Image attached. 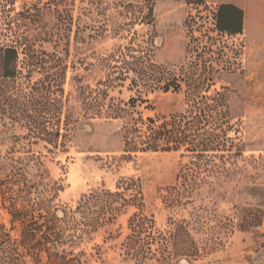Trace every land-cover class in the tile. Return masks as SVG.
Returning a JSON list of instances; mask_svg holds the SVG:
<instances>
[{"label": "trees", "instance_id": "trees-1", "mask_svg": "<svg viewBox=\"0 0 264 264\" xmlns=\"http://www.w3.org/2000/svg\"><path fill=\"white\" fill-rule=\"evenodd\" d=\"M158 1L164 0H119V3L137 7L138 20L150 25L155 20L154 7ZM3 3L0 0V14ZM203 4L199 0L198 5ZM210 15L212 29L205 28L208 17L200 14L187 20L190 42L186 47L187 60L179 69L158 65L150 50H136L132 46L111 56L116 62L113 74L100 85L110 88L116 81L129 80L140 94L137 99L116 103L108 99L106 88L100 87L91 92L95 95L80 92L87 112L96 109L107 119L123 121L122 151L128 154L125 158L137 153L182 152L188 161L180 166L174 186L167 188L164 203L175 213L192 206L191 218L178 221L171 217L167 229L156 228L153 219L143 213L142 183L135 178L121 179L115 192L101 190L82 197L74 210L64 209L59 217L50 208L60 189L40 156L31 152L22 158L7 156L0 164V172L6 174V180H0V196L9 203L11 223L21 226V244L35 263L41 264L45 256V264H82L66 248H73L99 229L112 225L128 207L140 210L129 220L131 235L123 246L124 256L134 264H179L183 260L192 264L206 251L222 245L223 237L232 228L247 230L262 225L258 208L234 203L226 215L216 208V201L211 207H198L195 203L203 189L218 194L217 185L229 186L239 181L241 170L237 161L244 152L241 143L229 135L231 131L238 134L234 120L240 99L232 81L243 75L242 65L237 62L240 51L221 38L242 36L245 14L235 4L225 3ZM196 31L201 35L196 36ZM23 54L22 60L19 47L0 46V117L8 125L25 130V138L31 144L42 142L54 149L64 148L70 133L69 115L64 114L66 67L52 72L27 44ZM41 70L42 77L34 79L33 75ZM219 83L221 88H215ZM156 91H184L187 108L174 115L143 118L135 110L136 104L146 102L143 94ZM105 100L106 107L102 104ZM195 233L205 236V245ZM0 241V247L3 241L6 244L0 251L7 259V249L18 254V244L11 241L2 225Z\"/></svg>", "mask_w": 264, "mask_h": 264}, {"label": "rangeland", "instance_id": "rangeland-1", "mask_svg": "<svg viewBox=\"0 0 264 264\" xmlns=\"http://www.w3.org/2000/svg\"><path fill=\"white\" fill-rule=\"evenodd\" d=\"M201 1L203 5H198L199 0L158 1L154 7L155 20L148 25L138 20L137 7H126L119 0H4L0 46L19 47L23 60L27 44L52 72L66 67L64 114L69 115L70 133L64 148L54 149L42 142L31 144L25 138V130L8 125L0 117V164L7 156L22 158L29 152L40 156L50 178L60 189L50 208L59 217L64 209L74 210L82 197L101 190L115 192L121 179L135 178L142 183L143 213L153 219L156 228L167 229L171 217L189 220L192 206L175 213L164 203L167 188L174 186L180 166L188 159L182 152L137 153L125 158L128 154L122 151L123 121L107 119L96 109L87 112L80 92L95 95L91 92L98 87L105 89L100 84L113 74L116 65L111 56L131 46L136 50H150L158 65L179 69L187 60L186 47L190 42L187 20L200 14L208 17L205 28L212 29L210 12L220 4L234 3L244 11V33L221 40L238 48L237 62L243 72L232 81L240 99L234 120L238 134L229 132L244 150L243 157L237 161L240 179L229 186L217 185L218 194L210 193L209 188L203 189L195 203L198 207H211L216 201V208L226 215L234 203L258 208L263 223L247 230L232 228L223 237L222 245L206 251L192 264H264V0ZM195 35L201 33L196 31ZM211 35L217 36L214 32ZM42 72L35 73L33 78L40 79ZM221 86L219 83L215 88ZM106 91L108 99L116 103H128L140 95L129 80L116 81ZM143 98L146 102L138 101L135 110L145 119L181 113L188 103L184 91H156L143 94ZM106 103L102 101L105 107ZM0 180H6L2 171ZM9 206L0 196V225L5 227L11 241L18 244V254L7 249V259L0 251V264H38L22 246V229L19 224L11 223ZM138 213L139 209L128 207L112 225L99 229L73 248H66L67 252L78 256L82 264H134L124 256L123 246L131 235L129 220ZM195 237L205 245V236L195 233ZM1 248H6L4 241ZM46 262L44 256L41 264ZM179 264L189 263L183 260Z\"/></svg>", "mask_w": 264, "mask_h": 264}, {"label": "crops", "instance_id": "crops-1", "mask_svg": "<svg viewBox=\"0 0 264 264\" xmlns=\"http://www.w3.org/2000/svg\"><path fill=\"white\" fill-rule=\"evenodd\" d=\"M234 4V3H233ZM236 5V4H235ZM237 6V5H236ZM239 7V6H238Z\"/></svg>", "mask_w": 264, "mask_h": 264}]
</instances>
